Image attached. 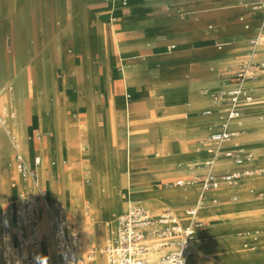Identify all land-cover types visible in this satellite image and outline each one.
Segmentation results:
<instances>
[{
    "label": "crops",
    "instance_id": "0c3cea01",
    "mask_svg": "<svg viewBox=\"0 0 264 264\" xmlns=\"http://www.w3.org/2000/svg\"><path fill=\"white\" fill-rule=\"evenodd\" d=\"M2 1L1 6L5 7L2 11L4 34H37L40 33V28L43 32L52 24L50 16L42 19L39 9L41 5L35 4L37 0H30L31 5L21 12L19 9L23 7L25 0ZM249 1L251 0L60 2L57 46L62 60V78L56 84L52 82L49 87L45 61L40 59L38 71L43 80L40 95L44 97L45 104L52 99L51 110L46 118L33 117L27 125L26 133L31 128L38 132L32 142L28 143L27 154H24L19 145L17 149L14 147V155L17 152L32 167L36 157H41L43 162L46 160L45 155H49L48 163L38 168V178L42 168L51 170L52 176H56L54 171L60 165L64 167V164H68L74 178L81 181L65 190L63 202L59 197L53 196L52 190L40 188L48 193L51 200L57 202L52 218L60 207L70 223L66 201L85 202L86 185L93 179L96 159L109 158L121 171L117 181L121 203L127 204L122 197L126 191L131 193L132 189L133 198L146 205L144 207L155 216L158 215L153 210L172 206L178 208V214L171 209L167 210L174 212L186 224L185 212L196 207L201 195H204L201 185L194 182L175 189H165L163 184L167 182V178L177 173L190 175L195 179L209 172L206 163L213 159L214 152L207 160L208 153L212 148L215 149L209 142L210 132L212 128L219 129L222 126L227 107L214 103L210 95H205L204 92H217L226 87L225 80L219 79V73L236 68L244 61L264 60V38L258 40L255 46L244 44L246 36L260 38L264 34V15L249 8ZM256 5L257 3L250 4L252 7ZM69 13L71 16H68ZM21 14L30 15L31 18H24ZM67 44L72 47L70 56L65 52ZM117 54L121 69L114 68ZM73 62L76 63L75 70L70 66ZM147 64H156L157 68L151 73V81L154 80L151 84L145 82L142 76L143 67ZM32 70L30 62L20 65L13 74L15 82ZM167 73H171L174 78L172 84H167L161 77ZM8 80V76H3L5 90L0 98L7 95L13 85ZM245 88L252 100L241 105V118L230 126L236 135L221 148L249 154L252 156L249 161L257 159L256 162H264V117L259 116L264 111V102H258L264 99V74H258L257 80L248 83ZM38 97L36 94L33 98L37 101ZM59 109H62L61 142L56 133ZM206 111H211L212 115L206 116ZM7 112L11 117L9 102H6V117L9 120ZM82 120H85L84 123ZM52 130L53 137L46 141L45 136ZM7 133L10 136L8 131ZM199 137L203 138L202 143L200 141V144L190 145V138ZM53 143L58 145L60 152V162L56 168L52 165L57 156ZM8 150L10 154L0 162V194L5 197V204L17 209L20 193L26 189L34 192V186L31 181L22 180L17 166V181L10 184L12 187L18 185V194L10 192L11 169L4 167L7 158L13 157L9 143ZM251 151L255 152V158ZM33 153L32 161L30 157ZM185 157L190 158V169L182 170V166H177L175 160ZM249 161L243 167L255 169L248 165ZM235 168L234 164L224 160L214 167V172L223 173ZM69 170L64 169L65 173ZM46 177L51 180V175ZM153 182H161V185L145 186ZM250 184H223L205 194V200L200 204V219L205 223L202 214L208 217L219 211L234 210L237 205L228 201L230 197L240 194L249 186L264 184V180ZM137 185L142 186L138 189ZM214 201L219 203L215 204ZM184 205H190L185 212L182 209ZM50 207L48 204L40 219L48 217L45 221L50 223L53 231L52 219L48 213ZM123 210L124 208L121 209ZM205 226L198 232L199 237L196 236L193 244L198 255L205 251L214 252L217 246L209 240L208 231H203ZM72 228L77 231L75 226ZM94 229L97 233L90 237V243L94 242L91 245L96 251L97 245L102 242L98 239L99 232H105L106 239H109L110 230L103 224L95 225ZM258 238L259 235L245 237V248L252 249L253 259L260 263L264 260V241L258 242ZM42 242L44 249L46 241L43 234ZM234 242V235L223 241L229 251L235 250ZM0 246V264H4L1 226ZM168 250L171 251L172 248ZM190 259L192 264H206L200 257L195 259L191 255Z\"/></svg>",
    "mask_w": 264,
    "mask_h": 264
},
{
    "label": "rangeland",
    "instance_id": "374dc122",
    "mask_svg": "<svg viewBox=\"0 0 264 264\" xmlns=\"http://www.w3.org/2000/svg\"><path fill=\"white\" fill-rule=\"evenodd\" d=\"M61 1H66L68 3L72 0H37L35 2V4L41 5L39 6V9L41 10L42 19H44L47 16H50L51 18L52 24L50 27H47L45 31L41 32L43 29L40 28L39 29L40 33H37V34H4L3 32L4 25L2 23L4 19V15H2V11L3 9H5V7L1 6L3 1L0 0V90H5L4 83H3V76L4 77L8 76L9 77L8 81H12L11 83L14 85V88H11L12 90L11 98L13 102L12 113L16 119L15 125L18 126L17 127L18 128L17 137L11 134H10L11 136H9L7 133L8 130H6L8 127L9 120L8 118H5V115H3L2 113L3 107L0 106V137L6 138V143L8 141L9 147L11 148L12 154H13V157H11V159L10 157L7 158V160L5 161L6 164L4 166L5 169L6 168L11 169V179L9 180V188H10V192L13 194L15 193L18 194V185L16 187H12V185L10 184L11 182L16 183L17 180L15 176L18 172V169H17V155L18 154L17 152H15V155H14V147L16 148V146L19 145L22 151L24 152V154L26 155L28 143L30 144L32 142V139L36 137L38 133L37 131H32V128L29 130V132L26 133L27 125L31 122L33 117L44 116V118H46L47 114L51 110L52 99L50 98V103L48 102V104H45L44 97L40 95V93L43 90V87H42L43 80L41 76L39 75L40 72L38 71V63L40 59L42 58L45 61L46 71L48 74V86L49 87H51L52 82L56 84L62 78V71H61L62 60H61V55L59 53V46H57V38L59 36V34L57 33V30L59 28V23H60L58 12H59V4ZM262 1L263 0H251L247 3V5H249V8L256 9V12L262 13L264 15V11L260 9V6L258 5L253 6V7L250 6V4H256V3L258 4L259 2H262ZM30 5H31V1L25 0L23 7H21L19 11L21 12V10L27 8ZM21 15H24L23 16L24 18L26 17L31 18L30 15H25V14H21ZM68 16H71V13H69ZM14 17H16V14ZM261 38L262 39L264 38V34H262L260 38L251 36V35L246 36L244 44L247 46H255L257 45V41L260 40ZM233 46H229V47H233ZM71 51H72V47L67 44L66 50H65L66 54L70 56ZM28 62H30V64L32 65L33 70L30 72H27L26 75H24L18 82H15V79L13 78V74H15L18 71L20 65H23L24 63L27 64ZM244 64L251 65L254 72L258 73L259 75H261L262 73L264 74V67H263L264 60L254 61V62L244 61L240 63L239 66H237L236 68L219 73L218 74L219 79L221 80L224 79L227 82L231 83L232 82L231 77L239 69H241V66H243ZM70 66L72 67L73 70L76 69L75 62L70 64ZM114 68L121 69V64L119 62L118 54L115 60ZM156 69H157L156 64H149V65L147 64L143 67L144 73H142V76H144L145 82H149L148 84H151L152 82H154V80L151 81V79L153 78L151 77L152 76L151 73L154 72ZM161 77H163V80H165L167 84H172L174 80L171 73H167ZM28 80L29 81L31 80V82H29ZM20 82L24 83L25 85L29 87H33L30 91L31 93L28 94L27 96H23L20 94L19 85H18V83ZM32 93L34 95L36 94L39 95L37 101L33 98L34 95ZM204 94L210 95L208 90H205ZM215 96H219V94L215 92L212 93L211 94L212 100H214ZM258 102L259 103L264 102V99ZM59 111L62 112V110H59ZM9 115H10L9 112H7V116ZM23 115L25 117H23ZM26 116H29V117L26 118ZM259 116L260 118H263L264 111L261 112ZM4 121H5V124H4ZM84 121L85 120H82L83 123ZM56 133H57V128H56ZM53 135H54V131L52 130L49 134L45 136L46 141H48L49 138L53 137ZM202 139H203L202 137L190 138V145L198 144ZM6 143H5V147H3L4 149L0 147V162L2 158H6L10 154V151L8 150V143L7 144ZM200 143H202V141ZM53 149L55 153L57 154V156L53 160L52 165L53 167L56 168L60 162L59 155H58L60 153L59 147L56 143L55 144L53 143ZM211 150L212 151L208 153L207 160L211 158L214 152V148H212ZM251 152L254 154V158H255V152L253 151ZM199 155H202V153H200ZM33 156H34V153L31 154L30 160L33 158ZM45 156H46L45 157L46 160H44L40 166H43L46 163H48L49 155L46 154ZM256 160L248 162V165L254 166L255 169H253V174L250 177L248 176L247 178H244L243 180L239 181L240 184L248 186V185H251L250 183H256L258 181L264 180V162H259V161L256 162ZM190 162H191L190 158L188 157L182 158L180 160H175V163L177 164V166L178 165L182 166V170L190 169ZM28 166L32 167L31 165H29V163H28ZM64 169L69 170L68 164H64V167L63 165H60L58 170L54 171V174L56 176H52V171L46 170V168H44L43 175L42 176L39 175V178H38V183L40 187H47L49 190H52L53 196L59 197L62 200V202H63L62 198L64 196L65 190L67 188L72 187L71 182L73 183L81 182V181H77L74 178V176L71 174V170H72L71 168L68 173H65ZM93 169H94L93 177H92L93 179L90 184H94L96 188L99 185L102 186L101 190H97L98 194L100 193L102 195H105L106 196L105 199L108 201L111 196V192L108 188L109 184H112L115 187V196H116L115 201L117 203V210L111 216H109V219H108L109 224H111L109 238H112L113 234L116 235V233H114V230L116 229V225L118 223L119 217L124 212L126 213L131 205L132 206L136 204L143 205V206H146V205L139 203L140 201H138V199L133 198L132 196L133 191L131 193L129 191H126L124 193V196L122 197V199L125 203H127L126 205H124L123 203H121V201H119V198H118L119 188L117 187V181H118L121 171L116 166V163L113 160L109 158H105V159L97 158L93 165ZM48 175H51V180L48 177H46ZM86 179H88V176H86ZM184 179L189 180L191 183V182H197L199 177L192 179L190 175L183 176L177 173L167 178V182L163 184V186L165 189L179 188L178 186H176V182L179 180H184ZM0 183H2L1 163H0ZM151 185L160 186L161 182H153V183L146 184L145 186H151ZM141 186L137 185L136 188L139 189ZM40 191L41 190L38 189L36 193L29 194V195L26 194L23 197H20V199L24 197L34 196ZM243 192L237 195H233V197H230V199L228 200L233 205H237V207L234 210L229 211V212L219 211L216 215H208V217L207 215L202 214V218L203 220H205V225H206L203 231L207 230L209 240L217 245L214 252L205 251V252L200 253L199 255L200 259H202L206 264H264V260L259 263V261H255L253 259L252 249L245 248V241H246L245 237L252 238L255 235H259V238L257 241L258 242L264 241V184L249 186ZM91 197L95 198L94 195H92ZM90 201H94V199H90ZM74 202L75 201L72 202L70 200L66 201V205H67L66 211L70 215V223L72 227H74L73 221H71L72 214L74 211ZM5 203H7L5 202V197H3L1 193L0 194V205L5 204ZM214 203L218 204L219 202L214 201ZM18 206H19V201L17 203V209H18ZM189 206L190 205H184L182 207L183 211L185 212V210ZM122 208H124L123 211H121ZM167 209H171L175 213L178 212V208H175L172 206H167V207L162 208L161 210H153V211L156 212L157 215H159L162 211H165ZM1 210H2V206H0V213H1ZM51 219H52V216H51ZM1 228H3L2 225H1ZM79 235H80V243H81V234L79 233ZM230 235H234L235 237V242H234L235 250L234 251L227 250L226 247L224 246L225 244L223 243L225 238ZM157 240H158L157 241L158 244L160 245L161 239L158 236H157ZM93 243L94 242L91 241L92 245ZM108 244L109 243H106L103 248L105 249ZM90 249H93V248H90ZM84 250H88V248L83 249V251ZM168 251L169 250H166V254ZM194 252L195 250L193 249L192 251L193 258L195 254ZM43 256L44 258H46L45 262L46 260H49L50 258L49 255L45 254L44 252H43Z\"/></svg>",
    "mask_w": 264,
    "mask_h": 264
},
{
    "label": "built area",
    "instance_id": "2783aa9c",
    "mask_svg": "<svg viewBox=\"0 0 264 264\" xmlns=\"http://www.w3.org/2000/svg\"><path fill=\"white\" fill-rule=\"evenodd\" d=\"M260 9L264 10V0ZM256 76L252 66L245 64L231 77L232 87L225 97H214V102H221L227 108L222 126L210 132L209 142L215 147L214 157L206 163L209 172L200 176L197 181L204 192L216 190L223 184L231 185L235 180L253 174V170L243 167V163L252 158L251 155L242 154L239 150H223L221 146L235 137V132L230 129L231 123L241 118V105L252 100L243 83ZM224 160L231 162L236 168L223 173L214 172V167ZM17 163L22 173L37 183L41 157L34 159L33 167L28 166L21 155L17 156ZM189 183L190 181L180 180L176 182V186L182 187ZM204 198L201 195L197 206L185 212L186 224L171 210L155 216L142 205L131 206L119 218L118 232L105 248L103 264H192L188 256L198 232L205 226L199 217L200 204ZM47 208V195L43 191L19 200L15 220L9 217L7 206L2 208L0 222L3 226L4 264H46L42 253V226L38 214L42 215ZM52 224L54 246L60 257V264H100L94 249H88L84 253L79 234L70 225L64 210L57 208ZM151 226L157 227L154 232L161 238V247L172 248L156 262H149L147 258L150 250L146 239Z\"/></svg>",
    "mask_w": 264,
    "mask_h": 264
},
{
    "label": "bare ground",
    "instance_id": "6f19581e",
    "mask_svg": "<svg viewBox=\"0 0 264 264\" xmlns=\"http://www.w3.org/2000/svg\"><path fill=\"white\" fill-rule=\"evenodd\" d=\"M257 5L260 6L261 5V2H259ZM256 74H257V76L254 77L253 79H247V80H245V82L243 83V86L246 87V85L248 83L256 81L257 78H258V73H256ZM31 80L30 81L28 80V81L31 82ZM18 85H19L20 94L23 95V96H27L28 94H30L31 93L30 92L31 89L33 88V87H29V86L25 85L22 82L18 83ZM224 86H226V87L223 90H220V91L215 92V93H218L221 98H224L225 97L226 92L231 88V83H229V82H227L225 80V85ZM11 88H14V85H12L10 87V90L7 91V95L5 94V95H3L0 98V102H1L0 103V106L3 107L2 113H3V115H5V118H7L6 117V102L7 103L8 102L10 103L11 117H10L9 122H8L7 130H8V132L11 135H15L17 137V134H18V128L17 127L18 126L15 125L16 124V119H15L13 113H12V111H13V102H12V98L10 97L11 96V93H12ZM3 91L4 90H0V94ZM212 93H214V92H212ZM212 93H210V97H211V94ZM9 94H10V96H9ZM213 102H214V100H213ZM214 103L220 104L222 106H225L221 102H214ZM59 110H62V109H59ZM59 110H58L59 124L57 126V134H59V138H60V140H62V138H63V132H62V128H61V123H62V116L61 115H62V112H60ZM205 115L206 116H210V115H212V112L211 111H206L205 112ZM29 116H26V118H28ZM23 117H25V116L23 115ZM4 124H5V121H4ZM214 129L215 128H212L211 131H213ZM5 143H6V138L5 137H0V147L2 149H4L3 147H5ZM17 147L18 146H16V149H17ZM130 156H131V154H130ZM244 164H245V162L243 163V165ZM43 169L44 168H42L41 171H40V176L43 175V172H44ZM20 172H21L22 180L24 182L31 181L33 183L34 192L32 190H29L28 191L26 189V190H24V191H22L20 193L19 199H20V197H23L26 194L27 195L34 194V193L37 192L38 189L42 188V187H40V185L38 183V178H37V183H36V181L34 179H32L31 177H29L27 174L22 173L21 170H20ZM244 178H247V177H244ZM244 178H240L238 180H235L231 185L235 184L236 182H239V181L243 180ZM78 183L77 182L76 183L71 182V186H75ZM191 183H194V182H191ZM101 187L102 186L99 185L96 188L94 184H90V183L87 184L86 185V201L83 202V203L82 202H78V201H75L74 202V211H73V214H72V220L71 221H73V224H74L75 228L81 234V246H82L83 249H86V248L90 249V248H92V245L90 243V237L92 235H94L95 233H97V231H95V229H94V226L95 225L96 226H100V225L103 224V225H106L109 228V230L111 229V224H109L108 219H109V216H111L117 210V203L115 201V197H116L115 196V187L112 184H109V187L108 188H109V190L111 192V196H110V199L108 201L105 199V197H106L105 195H102L100 193L99 194L97 193V190H101L102 189ZM95 190H96V192H95ZM130 191L132 192L133 190L131 189ZM210 191H213V190H209V191H206V192L203 191L204 196H205V194L209 193ZM45 194L48 197L47 203L49 204V207L51 206L50 207L51 209L48 211V213L50 214V216H52L53 209L57 205V202L51 200V198L49 197V195H48V193L46 191H45ZM92 195H94L95 198L94 197L92 198L91 197ZM90 199H94V201H90ZM204 200H205V198H204ZM4 205H6L8 207V209H9V217L12 220H15L16 219V216H17V209L13 208L12 205H10V204H3L1 206H4ZM38 216H39V219H40V216L41 215L38 214ZM47 218L48 217L40 219L41 226H42V234L45 237V241H46V246H45L44 249H43V242H42V251L45 254H48L49 257H50L49 260H46L45 263L46 264H54V263L55 264H59V263H61V260H60V257L58 256V254H57V252L55 250V246H54V236H53L52 227H51L50 223L47 224L46 223L47 221H45V220H47ZM0 226H1V224H0ZM1 229H2V247H3V256H4L3 228H1ZM118 229H119V219H118V223H117L116 229L114 230V233L117 234ZM156 229H157V227H155V226H151L150 228H148V234H147V236H151V237H147V239H146L147 244H148V248L150 250L149 253L147 254V256H148L147 258H148L149 262H156L161 256H163V255L165 256L166 250H168V248L167 249H163L161 247V245L158 244V242H157L158 241L157 240V235L154 232ZM106 236L107 235H106L105 232H102V233H101V231L99 232L98 239L100 241L102 240V242L99 241L100 243L97 245V248H96V251L95 252L97 253V259H98V261H99L100 264L105 263V255H104L105 249L103 248L104 245L106 243H111L114 240V238H115L116 235L113 234L112 235V238H109V239H106L107 238ZM79 239H80V235H79ZM192 250H193V248H192ZM192 250L190 251V254L188 256V260L189 261L191 260L190 258H191V255H192ZM85 251L86 250H84V252ZM194 253H195L194 254V258L197 259L199 257V255L196 252H194Z\"/></svg>",
    "mask_w": 264,
    "mask_h": 264
},
{
    "label": "clouds",
    "instance_id": "9594fccd",
    "mask_svg": "<svg viewBox=\"0 0 264 264\" xmlns=\"http://www.w3.org/2000/svg\"><path fill=\"white\" fill-rule=\"evenodd\" d=\"M43 259H46V258H43Z\"/></svg>",
    "mask_w": 264,
    "mask_h": 264
}]
</instances>
